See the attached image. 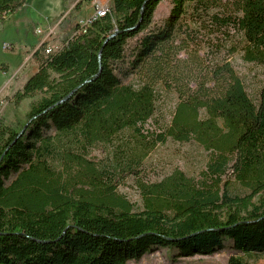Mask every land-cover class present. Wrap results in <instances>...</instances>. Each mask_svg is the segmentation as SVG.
Instances as JSON below:
<instances>
[{"label": "trees", "instance_id": "1", "mask_svg": "<svg viewBox=\"0 0 264 264\" xmlns=\"http://www.w3.org/2000/svg\"><path fill=\"white\" fill-rule=\"evenodd\" d=\"M71 1L64 45L34 52L38 69L12 100L19 106L41 96L24 116L0 122V264H128L157 247L176 249L173 258L213 255L226 239L239 251L228 264L263 259L264 86L252 98L229 59L202 54L193 13L235 27L241 39L229 55L264 68V0H172L160 25L154 15L163 0H111L110 12L87 26L77 17L91 0ZM27 2L0 0V26ZM207 46L219 48L211 39ZM131 73L136 84L124 82ZM159 84L178 104L171 124L150 137L142 127L155 113ZM125 129L141 137L111 164L88 154ZM169 138L202 145L205 170L140 182L142 203L131 202L119 182L140 175ZM57 156L67 159L61 170L51 163Z\"/></svg>", "mask_w": 264, "mask_h": 264}, {"label": "rangeland", "instance_id": "2", "mask_svg": "<svg viewBox=\"0 0 264 264\" xmlns=\"http://www.w3.org/2000/svg\"><path fill=\"white\" fill-rule=\"evenodd\" d=\"M100 1L111 6V0ZM93 2L94 0L84 3L82 12L77 17L80 25L84 18H89L94 14L95 4ZM172 7V0H163L156 9L154 24L163 23L169 16ZM71 8V0H28L27 9L19 13V17H8L6 23L9 24L0 27V122L5 124L13 122L16 118V111L24 116L29 110L30 103L41 96L25 99L19 106H16L12 100L14 94L36 72L38 64L34 52L41 46L42 41L47 39L52 26L55 27V30L46 41L47 47L57 50L64 45V38L74 26L73 15L64 17L68 15ZM190 12H192L191 7L188 8V16H191ZM212 12H217V10H212ZM193 20L199 39L204 46L202 54L207 58L214 56L219 60L229 59L243 79L250 96L256 98L259 89L264 86V68L254 63L245 62L240 52L230 56L228 51L230 44L241 39V33L235 27L228 28L212 23L208 13L195 11ZM38 30H42L43 35L38 34ZM210 39L213 43H218V50L213 51L209 48L210 46H207ZM12 42L16 43L14 50L4 48L5 44ZM134 44L135 39L130 40L128 50ZM2 64L7 66V72L2 70ZM124 82L136 84L137 78L131 73L124 77ZM157 90L155 113L142 127V134L149 132L148 136L150 137L154 136L152 132H161L171 124L178 104V97L173 92L166 90L163 85H157ZM202 115H205L204 111ZM47 131L48 133L54 132L53 129ZM137 136L141 137L140 134ZM137 136L132 130L125 129L111 141H99L95 145L89 146L88 154L97 156L99 160L103 159L104 162L111 164L113 154L118 149L125 148L128 143H138ZM208 159L209 152L199 143L195 141L178 142L169 138L165 143H157L141 167L137 168L140 175L131 174L119 182L118 191L131 202L141 204L140 182L151 183L161 180L175 169L184 171L188 176L199 178L206 168ZM66 161V158L57 156L51 163L57 170H61L66 165ZM13 177L14 175H11L10 179ZM150 251L146 252V257L142 259V262L131 261L130 264H228V257L231 254L239 253L233 249L229 239L225 240L224 249L213 255L173 258L177 252L174 248L157 247ZM255 264H264V257L261 262L257 261Z\"/></svg>", "mask_w": 264, "mask_h": 264}, {"label": "built area", "instance_id": "3", "mask_svg": "<svg viewBox=\"0 0 264 264\" xmlns=\"http://www.w3.org/2000/svg\"><path fill=\"white\" fill-rule=\"evenodd\" d=\"M94 5V14L92 16H90L89 18H84L82 20V25L81 26H87L89 25L93 20H95L96 18L100 17V16H105L108 12H110V7L108 5L103 4L100 0H94L93 2ZM55 30V27H51L48 35H47V39L51 36V34L53 33V31ZM43 31L42 30H38V34L43 35ZM46 40L42 41L41 45L46 43ZM5 49H10L11 48V44H5L4 45ZM52 49L48 48L46 49V52L49 53Z\"/></svg>", "mask_w": 264, "mask_h": 264}, {"label": "crops", "instance_id": "4", "mask_svg": "<svg viewBox=\"0 0 264 264\" xmlns=\"http://www.w3.org/2000/svg\"><path fill=\"white\" fill-rule=\"evenodd\" d=\"M28 3V2H27ZM27 9V8H26ZM21 13V12H20ZM10 16H13V17H19V13H17V14H11V15H9V17ZM79 16V15H78ZM20 18H23V17H20ZM7 22V21H6ZM9 23H5L4 25H2V26H0V27H3V26H7ZM23 24H25L24 22H23ZM11 26H14L13 24H10ZM15 25H16V23H15ZM19 26V25H18ZM19 27H21V26H19ZM16 28H18V27H16ZM10 44H12V46H11V48H15V45H16V43H14V42H12V43H10ZM38 69V68H37ZM37 71V70H36ZM196 256H205V255H199V254H197V255H195V257ZM146 257V254L140 259V260H138L139 262H142V259L143 258H145ZM263 259H261L260 260V262L262 261ZM131 261H136V260H131ZM131 261L128 263V264H130L131 263Z\"/></svg>", "mask_w": 264, "mask_h": 264}, {"label": "water", "instance_id": "5", "mask_svg": "<svg viewBox=\"0 0 264 264\" xmlns=\"http://www.w3.org/2000/svg\"><path fill=\"white\" fill-rule=\"evenodd\" d=\"M23 131H24V130H22V132L20 133V135H22V134H23Z\"/></svg>", "mask_w": 264, "mask_h": 264}]
</instances>
